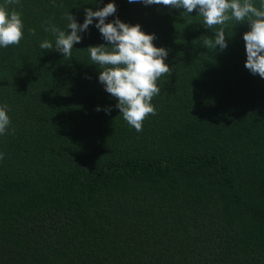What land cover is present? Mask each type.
Listing matches in <instances>:
<instances>
[{
    "label": "trees",
    "instance_id": "16d2710c",
    "mask_svg": "<svg viewBox=\"0 0 264 264\" xmlns=\"http://www.w3.org/2000/svg\"><path fill=\"white\" fill-rule=\"evenodd\" d=\"M243 2V0H241ZM114 3L163 47L161 76L137 132L104 90L87 48L40 43L84 9ZM260 8L261 0H251ZM5 0H0V6ZM23 38L0 47V264H264V79L245 67L247 22L206 48L197 12L128 0H19ZM35 29V35L29 30ZM99 108L100 111L96 109ZM105 109H110L106 114Z\"/></svg>",
    "mask_w": 264,
    "mask_h": 264
},
{
    "label": "clouds",
    "instance_id": "9594fccd",
    "mask_svg": "<svg viewBox=\"0 0 264 264\" xmlns=\"http://www.w3.org/2000/svg\"><path fill=\"white\" fill-rule=\"evenodd\" d=\"M129 3H142L145 6L163 5L171 9H183L185 13L197 12L207 28L221 26L214 33V38H203L206 48L224 50L227 47L226 22L235 20L247 22L250 30L242 36L245 46L246 61L244 67L253 75L264 79V0L260 8L251 0H128ZM19 0H5L0 6V47L18 45L23 38V23L19 12L8 11V5L18 4ZM117 9L114 3L93 11L84 9V21L77 23L75 18L66 14L67 31L55 26L46 28L55 35V46L48 40L40 43L42 50H55L64 57H71L73 45L80 43L82 36L95 19V27L99 30L105 44L90 46L87 51L94 65H99L98 80L104 90L115 98L116 108L123 119L137 132L142 131L143 121L148 115H156L152 98L159 95L158 79L171 75V69L165 63L168 52L163 47L154 46V34H145L139 24L129 25L118 18L106 23L109 16H114ZM35 35V29L29 30ZM100 111L99 108L96 109ZM7 105L0 106V135L4 134L10 124ZM106 114L110 109H105ZM3 154H0V159Z\"/></svg>",
    "mask_w": 264,
    "mask_h": 264
}]
</instances>
